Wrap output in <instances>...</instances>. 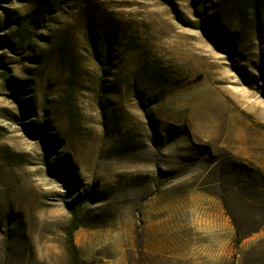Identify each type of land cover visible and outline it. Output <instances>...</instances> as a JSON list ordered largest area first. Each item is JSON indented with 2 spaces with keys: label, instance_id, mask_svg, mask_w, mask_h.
I'll use <instances>...</instances> for the list:
<instances>
[{
  "label": "rangeland",
  "instance_id": "rangeland-1",
  "mask_svg": "<svg viewBox=\"0 0 264 264\" xmlns=\"http://www.w3.org/2000/svg\"><path fill=\"white\" fill-rule=\"evenodd\" d=\"M35 3L0 0V264H264V0Z\"/></svg>",
  "mask_w": 264,
  "mask_h": 264
},
{
  "label": "trees",
  "instance_id": "trees-1",
  "mask_svg": "<svg viewBox=\"0 0 264 264\" xmlns=\"http://www.w3.org/2000/svg\"><path fill=\"white\" fill-rule=\"evenodd\" d=\"M63 4H64V0H36V3L31 13L30 23L35 27L41 28L43 26L42 21H46V18L51 16V14L57 13L62 8ZM215 29L221 32V34H224L222 29L219 28L218 26H215ZM6 76H7V71L3 70L2 77L4 80L7 81ZM67 209L72 216L71 225L68 229V235L71 241L72 231L79 226V218H78V212L74 207L67 205Z\"/></svg>",
  "mask_w": 264,
  "mask_h": 264
}]
</instances>
